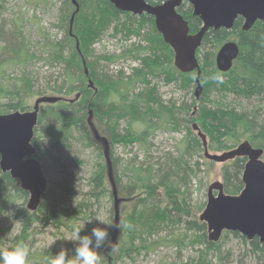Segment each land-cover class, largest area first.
I'll return each instance as SVG.
<instances>
[{"label":"trees","instance_id":"1","mask_svg":"<svg viewBox=\"0 0 264 264\" xmlns=\"http://www.w3.org/2000/svg\"><path fill=\"white\" fill-rule=\"evenodd\" d=\"M146 1L158 3L163 0ZM76 2L78 10L72 20L75 7L71 1V11L65 16V36L73 47L64 56L56 44L48 43L50 49L47 52L64 63L70 81L78 82L77 87H70L66 92L76 89L80 97L73 104L60 101L40 108L32 143L36 148L35 157L40 161L48 183L36 210L17 209L26 200L27 193L20 189L17 180L0 170V250L11 248L20 240L26 243L27 232L33 231L39 224L73 231L80 221L92 219V223L86 224L83 230L85 235L90 234L93 227H105L100 221L112 222L114 197L103 147L86 122L84 124L83 117L77 114L82 112L87 117L90 109L96 119L95 127L110 146L118 144L125 148L135 143L143 153L140 158L129 156L118 166L109 150L111 177L120 198V230L115 248L101 250L100 264H115L117 260L135 264L139 255L153 252L161 246H171L179 251L189 245H203L204 250L201 252L202 259L191 264H227L224 258L227 253H223L220 246L223 238L229 234L238 237L246 247L245 256L258 254L262 257L264 243H260L256 237L247 240L237 232H224L216 242L207 239L205 223L197 219L189 198L181 190L194 176L198 157L206 164H213V161L202 157L201 140L191 127L187 126L186 134L178 140L175 153L163 152L156 156L155 161H150L146 155L151 151L150 137L154 132L177 129V112L183 110L185 116L188 114L191 125L196 123L205 134L208 150L222 152L247 140L251 146L262 148L264 157V118L257 120L261 110H264V23L256 21L249 30L242 31V18L237 17L229 30H207L196 51L201 89L198 96L193 98V106L178 109L172 103L163 104L160 101L151 80L164 78L177 83L182 89L193 86L195 90V72L182 73L173 66L172 50L156 32L151 16L122 12L109 0ZM177 10L187 21L189 33L197 32L201 20L192 14L190 5L183 2ZM122 18L127 19L126 22ZM111 26H115L116 31L123 35L143 34L145 44H132L131 48L106 57L108 63L121 58L139 61V66L133 67L130 74L122 69L110 74L92 57V44ZM145 26L147 30L144 32ZM228 40L235 41L239 51L232 67L221 72L214 64V55ZM23 50L21 48L14 62L27 61L28 55ZM13 87L0 86V113L24 110L26 93L33 94L30 79L24 75L16 79ZM49 91L60 94L62 88H49ZM212 91L256 103L251 112L237 111L228 105L210 108L207 100ZM195 102H198L197 106ZM44 113L55 122H44ZM122 119H126V127L119 130ZM138 126L141 128L138 129ZM43 137L51 142L50 149L43 147ZM76 141L95 151L94 165L87 174L80 170L83 160L72 152V145H77ZM62 149L66 151L64 158L53 152ZM48 162L52 164V170ZM244 163V157L222 163L220 175L224 192L235 194L241 190ZM75 194H81V198L72 205L67 204ZM203 207L204 202L199 203L198 212ZM12 213L22 222L19 232L10 238V234H6L10 229L6 223ZM108 231L111 239L112 228ZM208 252H213L214 262L207 260L206 263L203 257L207 258L204 255ZM46 257L47 254H30L28 261L29 264H47L49 260Z\"/></svg>","mask_w":264,"mask_h":264},{"label":"rangeland","instance_id":"2","mask_svg":"<svg viewBox=\"0 0 264 264\" xmlns=\"http://www.w3.org/2000/svg\"><path fill=\"white\" fill-rule=\"evenodd\" d=\"M70 11V0H0V65L2 66L0 67V86H9L13 89L17 78L21 75L28 77L30 84L33 86V94L26 93L24 100L26 108L24 110L31 108L34 99L38 95H62L70 99L77 92L76 89L66 92L70 87H77L78 82L70 81L68 78V70L64 69V63L55 59L51 53L49 54L47 52V49H50V46L47 47L48 43L56 44L64 56L73 47V43L71 46L67 40L68 38L65 36V30L67 29V18L65 16L67 13L69 15ZM122 20L126 22L127 19L122 18ZM146 30L147 27L145 26L143 31L145 32ZM138 43L145 44L143 34L139 36L123 35L116 31L115 26H111L92 44V57L97 60L100 66L106 68L110 74H114L118 69H122L126 74H130L133 67L139 66V61L130 58H121L116 62L108 63L106 57L111 54H118L126 48H131L132 44ZM21 48L28 55V59L25 63L14 62L13 59L21 51ZM70 76H73V74L70 73ZM151 81L155 85L157 96L163 104L172 103L180 109L181 106L192 105L193 98L196 97L193 95V86L188 89H182L177 83L169 82L164 78H154ZM59 87L62 88V93L60 94L49 91V88L57 89ZM75 102H72V104ZM255 103L256 101L254 100L248 101L231 94L222 95L217 91H212L207 100V105L210 108L228 105L237 111L244 112H251ZM195 105L197 106L198 102H195ZM261 111L263 113L264 110L262 109ZM177 113V129L157 130L150 137L152 143L151 151L146 155L150 161H155L156 156L163 152L175 153L178 140L186 134L187 126L191 127V123L188 121V114L186 113L185 116L183 110ZM262 113L258 115L257 120L264 118V114ZM77 114L83 117L85 124L86 115H83L82 112ZM92 119L94 120V116H92ZM43 121L55 122L46 113H44ZM94 122H96V119ZM125 127L126 119H122L119 122V130ZM139 128L141 126H138ZM194 134H196L195 131ZM76 142L77 145L75 143L72 145L74 147L72 152L75 154L74 156L83 160L80 170L81 173L87 174L91 166L93 167L94 165L93 163L96 159L95 151L83 143ZM42 145L44 148H51V142L46 137H43ZM109 150L116 159L118 166H120L122 161L129 158V156L134 155L140 158L143 155L142 150L135 143L125 148L118 144L109 145ZM208 151L210 153H221L220 151ZM53 152L61 156V158H64L66 154L65 149L60 151L53 150ZM197 160L198 165L194 169V176L186 187L183 186L181 188L185 197L189 198L195 215L198 213V204L206 200L208 185L214 181L221 180L220 167L222 165L219 162H213L211 165L206 164L199 157ZM48 164V167L52 170V164L50 162ZM112 170H114V167ZM84 190L85 188H83ZM80 196L81 194L71 196L67 204H74L81 198ZM26 202L27 198L17 209L27 210ZM15 216V213H12L10 220L6 223L10 227L6 234L7 236L10 234V238L17 234L21 227V218ZM83 222L85 221H80L78 224ZM31 230H33V227ZM27 233L26 244L29 246L30 254H40L43 256L47 254L48 257H46V260H49L47 264H50L53 255L58 253L62 248L67 249L69 255L74 254L76 244L78 243L77 241L69 239L73 235V231L69 228L55 229L51 226L39 224L33 231L30 232L29 230ZM80 234L83 235V231ZM240 242L238 237L230 234L223 238L220 249L223 253H227V257L223 254L227 264H264V255L262 257L258 254L256 256H245L246 247ZM203 251V245H189L179 251L171 246H161L153 252H144L139 255L135 264H191L194 261L202 259L201 252ZM204 256L207 257H203L206 263L207 260L213 262L215 260L213 258V252H208ZM46 260L42 261L45 262ZM125 263V261H115V264Z\"/></svg>","mask_w":264,"mask_h":264},{"label":"water","instance_id":"3","mask_svg":"<svg viewBox=\"0 0 264 264\" xmlns=\"http://www.w3.org/2000/svg\"><path fill=\"white\" fill-rule=\"evenodd\" d=\"M183 0H163L149 3L146 0H109L122 12L134 15L142 13L152 17L156 31L163 42L173 51V65L180 72L195 71V96L201 89L199 84L200 67L196 58V50L200 46L204 33L209 29H231L234 20L242 18L241 30L247 31L257 21L264 23V0H187L191 5L192 14L201 20V26L195 33H189L187 21L177 12ZM78 10L76 0H71ZM238 44L233 40L224 42L216 51L214 62L217 70L228 71L238 55ZM79 94L69 101L78 98ZM62 100L61 96L42 95L35 99L32 110L0 114V170L17 180L19 187L27 192L26 207L36 210L45 192L47 180L42 167L35 158L36 149L32 145L33 129L37 123L40 103H54ZM92 111L88 110L87 123L94 138L101 142L106 160L108 176L113 194V221L119 224V202L116 188L111 177L108 142L100 136L91 121ZM192 129L200 138L203 155L215 162H225L236 156L245 157L246 161L241 174L242 189L237 194H228L223 190L220 181L212 182L207 188L206 203L198 214V219L205 223L207 239L216 242L223 231L237 232L247 240L254 237L264 243V160L262 148H254L247 140L236 147L219 154L210 153L207 148L206 136L196 123ZM119 229L113 227L111 240L117 244ZM116 246V245H115Z\"/></svg>","mask_w":264,"mask_h":264},{"label":"clouds","instance_id":"4","mask_svg":"<svg viewBox=\"0 0 264 264\" xmlns=\"http://www.w3.org/2000/svg\"><path fill=\"white\" fill-rule=\"evenodd\" d=\"M0 160H3L2 154H0ZM100 222L105 227H93L91 233L85 235H81L80 233L87 223H92V219L74 226L73 235L69 238L78 242L74 254L69 255L68 250L62 248L58 253L53 255L50 264H100L102 257L101 250L105 248L111 250L116 245L110 239L108 229L115 227L120 230V225L115 222ZM29 255V246L20 240L13 247L0 250V264H29Z\"/></svg>","mask_w":264,"mask_h":264}]
</instances>
